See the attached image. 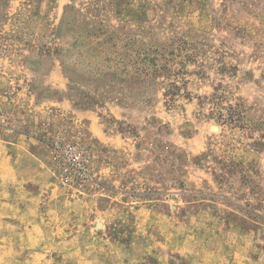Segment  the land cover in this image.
<instances>
[{"label":"rangeland","instance_id":"374dc122","mask_svg":"<svg viewBox=\"0 0 264 264\" xmlns=\"http://www.w3.org/2000/svg\"><path fill=\"white\" fill-rule=\"evenodd\" d=\"M2 129L92 153L83 190L54 178L98 264H264V0H0Z\"/></svg>","mask_w":264,"mask_h":264},{"label":"crops","instance_id":"0c3cea01","mask_svg":"<svg viewBox=\"0 0 264 264\" xmlns=\"http://www.w3.org/2000/svg\"><path fill=\"white\" fill-rule=\"evenodd\" d=\"M41 146L0 130V264H98L93 201L69 199Z\"/></svg>","mask_w":264,"mask_h":264},{"label":"built area","instance_id":"2783aa9c","mask_svg":"<svg viewBox=\"0 0 264 264\" xmlns=\"http://www.w3.org/2000/svg\"><path fill=\"white\" fill-rule=\"evenodd\" d=\"M57 181L76 190H83L93 179L94 156L80 143L56 140L46 143Z\"/></svg>","mask_w":264,"mask_h":264},{"label":"trees","instance_id":"16d2710c","mask_svg":"<svg viewBox=\"0 0 264 264\" xmlns=\"http://www.w3.org/2000/svg\"><path fill=\"white\" fill-rule=\"evenodd\" d=\"M163 58L164 55L161 54H154V53H149L144 56H140L138 59V66L139 68L135 69L134 75L137 76H149L152 72L157 73L161 71L162 69L160 68L159 64V59L158 58ZM217 93L214 95V105L216 106L218 112H219V119L228 125H234L241 127V114H242V109L240 104L236 105H228L224 106V103H227V96L223 93ZM168 94H171L169 92L165 93V96L168 97ZM174 100H170V104H173ZM222 111H226L228 115L222 114ZM228 116V117H227Z\"/></svg>","mask_w":264,"mask_h":264}]
</instances>
